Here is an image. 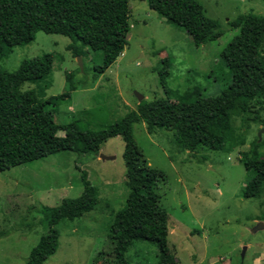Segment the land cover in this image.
Here are the masks:
<instances>
[{"label": "rangeland", "instance_id": "374dc122", "mask_svg": "<svg viewBox=\"0 0 264 264\" xmlns=\"http://www.w3.org/2000/svg\"><path fill=\"white\" fill-rule=\"evenodd\" d=\"M198 2L203 8L199 27L205 35L220 32L216 41L196 46L184 29L150 9L147 0H129L128 44L103 74L95 71L103 63L101 52L84 48L82 56L74 57L67 49L68 37L42 31L31 43L4 51L0 68L13 72L26 58L54 54L51 75L25 83L22 90L43 91L46 99L74 86L70 96L54 107L56 126L76 122L98 131L137 110L142 101L214 96L231 84L221 52L240 30L230 21L243 14L264 15V0ZM56 126L49 130L51 135L63 137ZM133 133L146 164L163 173L156 190L169 216L167 245L175 264H264V229L251 233L258 223L264 225V189L260 197H243L249 174L240 162L249 150L264 159L261 107L234 110L231 128L194 154L179 145L173 132L149 134L144 122L135 123ZM124 149L123 138L116 136L101 146L98 155L63 151L0 173V264H26L46 233L41 208L79 197L82 171L97 188L99 203L90 213L58 225V248L44 264H114L109 227L129 193ZM126 258L129 264H158V249L133 241Z\"/></svg>", "mask_w": 264, "mask_h": 264}, {"label": "trees", "instance_id": "16d2710c", "mask_svg": "<svg viewBox=\"0 0 264 264\" xmlns=\"http://www.w3.org/2000/svg\"><path fill=\"white\" fill-rule=\"evenodd\" d=\"M147 3L168 22L184 29L196 46L216 41L222 35H205L201 30L198 19L203 8L198 0ZM129 18V0H0V59L4 51L31 43L42 31L68 37L71 43L67 49L74 57L82 56L84 48L101 52L103 63L95 71L103 74L128 44ZM230 26L240 33L221 52L222 62L231 75L227 88L217 95L200 94L190 101H142L137 110L98 131L85 129L76 122L56 126L54 107L70 96L72 84L70 91L46 99L42 97L43 91L22 90L25 83H38L51 75L53 53L26 58L13 72L0 68V173L63 151L98 155L108 139L121 136L129 193L109 227L114 264H129L126 252L133 241L154 244L158 264H175L167 245L169 216L156 190L163 173L146 164L133 126L144 122L149 134L158 130L173 132L179 145L194 154L212 145L218 133L231 128L234 110L246 112L255 104L264 111V15H239L230 21ZM71 77L72 74L67 75L69 82ZM55 126L64 132L63 137L51 135L49 130ZM240 162L249 174L242 188L243 197H260L264 189V159L249 150ZM81 181L83 192L79 197L41 208L40 223L46 227V233L31 250L26 264H44L58 248V225L97 207L98 190L86 171L81 172Z\"/></svg>", "mask_w": 264, "mask_h": 264}, {"label": "water", "instance_id": "95a60500", "mask_svg": "<svg viewBox=\"0 0 264 264\" xmlns=\"http://www.w3.org/2000/svg\"><path fill=\"white\" fill-rule=\"evenodd\" d=\"M79 62H80V67L82 69L83 65L81 63V58H79ZM138 98H139V101L143 100V96H138ZM259 137H260V134H259ZM100 158L103 159V160L112 159L111 157H105L104 155H100ZM262 229H264L263 223H258L257 226H255L254 228L251 229V233L255 234L256 232H258L259 230H262Z\"/></svg>", "mask_w": 264, "mask_h": 264}]
</instances>
